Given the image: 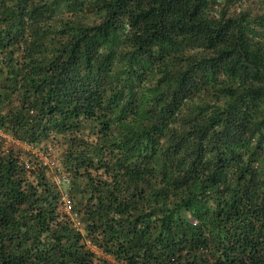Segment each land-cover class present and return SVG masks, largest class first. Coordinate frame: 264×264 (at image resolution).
Returning <instances> with one entry per match:
<instances>
[{
	"label": "trees",
	"instance_id": "1",
	"mask_svg": "<svg viewBox=\"0 0 264 264\" xmlns=\"http://www.w3.org/2000/svg\"><path fill=\"white\" fill-rule=\"evenodd\" d=\"M0 264H264V0H0Z\"/></svg>",
	"mask_w": 264,
	"mask_h": 264
},
{
	"label": "rangeland",
	"instance_id": "2",
	"mask_svg": "<svg viewBox=\"0 0 264 264\" xmlns=\"http://www.w3.org/2000/svg\"><path fill=\"white\" fill-rule=\"evenodd\" d=\"M259 3H257L256 1H253L252 3H251V6H253L254 8H255V10H257L258 8H259ZM28 148V147H27ZM29 149V148H28Z\"/></svg>",
	"mask_w": 264,
	"mask_h": 264
},
{
	"label": "built area",
	"instance_id": "3",
	"mask_svg": "<svg viewBox=\"0 0 264 264\" xmlns=\"http://www.w3.org/2000/svg\"><path fill=\"white\" fill-rule=\"evenodd\" d=\"M46 164H50V162L48 161V160H46V162H45ZM52 165V164H51ZM70 207L69 206H67V209H69Z\"/></svg>",
	"mask_w": 264,
	"mask_h": 264
}]
</instances>
